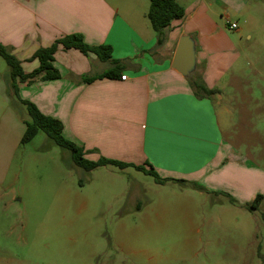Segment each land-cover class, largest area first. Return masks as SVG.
I'll list each match as a JSON object with an SVG mask.
<instances>
[{
  "label": "crops",
  "instance_id": "1",
  "mask_svg": "<svg viewBox=\"0 0 264 264\" xmlns=\"http://www.w3.org/2000/svg\"><path fill=\"white\" fill-rule=\"evenodd\" d=\"M175 2L183 16L163 30L157 44L146 17L148 0H0V45L25 74L37 68L32 56L38 49L64 36L76 34L86 46L110 47V58L101 61L57 44L52 65L59 78L19 83V98L57 119L62 136L82 147L87 160L103 157L152 168L160 179L172 180L161 184L242 204L256 191L250 185L253 172L224 139L217 108L226 110L225 88L241 57L236 40L255 26L264 0ZM227 14L238 21L236 30L228 29ZM182 35L195 40L196 69L189 77L171 67ZM2 65L0 138L12 147L25 131L23 106L11 99L9 70ZM111 69L113 78L83 81ZM195 84L215 94L206 96Z\"/></svg>",
  "mask_w": 264,
  "mask_h": 264
},
{
  "label": "rangeland",
  "instance_id": "2",
  "mask_svg": "<svg viewBox=\"0 0 264 264\" xmlns=\"http://www.w3.org/2000/svg\"><path fill=\"white\" fill-rule=\"evenodd\" d=\"M257 19L236 40L241 57L217 108L253 172V197L231 205L133 168L86 171L41 131L12 147L0 138V264H264V9ZM19 115L29 121L24 107Z\"/></svg>",
  "mask_w": 264,
  "mask_h": 264
},
{
  "label": "trees",
  "instance_id": "3",
  "mask_svg": "<svg viewBox=\"0 0 264 264\" xmlns=\"http://www.w3.org/2000/svg\"><path fill=\"white\" fill-rule=\"evenodd\" d=\"M149 7L146 13V17L150 22L151 28L156 34L157 44H161L163 41V30L168 27L172 21L177 20L183 16V9L175 0H148ZM57 44L62 45L64 48H75L82 53H93L99 60L106 61L111 56V49L108 46H86L81 43L78 35H68L56 40L51 46L47 48L38 49L32 56V59L38 61V66L30 73L25 74L20 66V62L9 53V51L0 45V57L5 61V64L9 70L11 83L9 85L11 96H13L26 110L29 117V121H24L25 131L21 137V144H25L31 141V139L39 132H43L50 142V144L56 145L62 149L69 151L74 165L82 168L86 171L103 167L106 165L117 167L118 169H124L126 167H135L129 164L120 163L113 160H108L103 157L97 161H90L84 158V150L82 147L76 146L74 143L66 140L62 136L61 123L52 117L46 116L41 113L34 104L29 101L21 100L18 95V84L25 83L30 84L36 80L49 81L59 78V73L52 65L53 54L56 50ZM115 70L106 71L100 75L94 77L84 78L85 83H89L96 79L113 78L115 77ZM196 90L206 96L215 94L214 90H207L201 85L195 84ZM135 169L142 171L143 173L153 177L156 183H165L172 181L168 179H160L152 168L143 169L135 167ZM175 182H182L177 180ZM262 199V195H256L251 203L246 206L250 211L257 208L259 201Z\"/></svg>",
  "mask_w": 264,
  "mask_h": 264
},
{
  "label": "water",
  "instance_id": "4",
  "mask_svg": "<svg viewBox=\"0 0 264 264\" xmlns=\"http://www.w3.org/2000/svg\"><path fill=\"white\" fill-rule=\"evenodd\" d=\"M183 77L192 76L196 69L195 40L189 35H182L177 43L171 64Z\"/></svg>",
  "mask_w": 264,
  "mask_h": 264
},
{
  "label": "built area",
  "instance_id": "5",
  "mask_svg": "<svg viewBox=\"0 0 264 264\" xmlns=\"http://www.w3.org/2000/svg\"><path fill=\"white\" fill-rule=\"evenodd\" d=\"M225 21L227 23V27L229 30H236L237 29V23L234 21H229V15H225ZM126 76H121L120 79L121 80H125Z\"/></svg>",
  "mask_w": 264,
  "mask_h": 264
}]
</instances>
